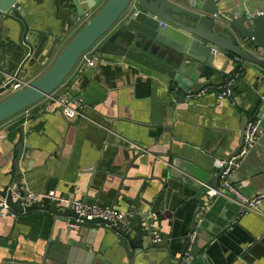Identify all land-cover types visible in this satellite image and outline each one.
<instances>
[{"label":"crops","instance_id":"1","mask_svg":"<svg viewBox=\"0 0 264 264\" xmlns=\"http://www.w3.org/2000/svg\"><path fill=\"white\" fill-rule=\"evenodd\" d=\"M107 1L101 0L85 19L67 25L46 63L21 80L30 83L41 76ZM240 1L264 11V0ZM18 7L27 11L30 20L42 24L32 27L43 31L51 28L53 38L59 36L62 0H19ZM4 21L2 42L9 47L20 46V21L10 16ZM249 51L264 62V51ZM26 54L21 52L12 60L11 75ZM90 55L96 57L94 66L85 69L76 64L57 90L81 100V118L67 120L55 112L24 119L19 113L0 124V189L12 179L13 172L27 192L53 191L57 196L113 209L129 222L128 229L121 232L134 244L150 236L142 219L154 214L161 239L157 244H166L174 260L169 261L163 252L154 257L144 252L129 263L116 236L100 229L91 239L88 252L98 254L104 264H173L193 233L201 250L193 261L264 264V203L258 212L241 214L231 196L212 198L205 194L213 189L217 163L237 152L241 128L260 112L264 67L244 60L236 66L239 77L234 103H229L217 101L216 87L232 72L233 56H216L210 67H189L180 87L163 74L102 54L98 46ZM5 62L0 48V68ZM172 92L188 102H177ZM10 95L5 92L0 99ZM19 147L21 159L12 170V155ZM180 160L190 162L206 182L174 168L173 161L179 164ZM170 170L184 181L173 178ZM230 183L246 198L264 194V131L234 169ZM220 185L221 178L215 188ZM86 236L85 229L70 230L67 224L54 222L40 212L0 217V264H38L46 246L50 258L57 251L61 254V264H84L71 259L70 251Z\"/></svg>","mask_w":264,"mask_h":264},{"label":"water","instance_id":"2","mask_svg":"<svg viewBox=\"0 0 264 264\" xmlns=\"http://www.w3.org/2000/svg\"><path fill=\"white\" fill-rule=\"evenodd\" d=\"M100 1L62 0L63 27L59 30V36L53 38L51 28L43 31L32 27L33 24L37 26L42 24L26 16L27 11L24 12L18 7L19 0H0V48L3 49L6 59L1 69L6 75L11 76L9 71L12 60L21 52L27 51L12 76L14 79H21L33 73L34 69L44 65L51 57L61 42L66 26L69 24L73 26L88 17ZM241 2L240 0H108L104 7L73 36L41 76L0 101V124L53 93L66 80L81 56L94 46H98L102 54L124 58L163 74L172 85L180 87H182V77L186 75L189 67H210L216 56L238 57L264 67V62L249 51L250 48L264 51V11H256ZM5 16L20 21L23 29L20 46L9 47L2 42L6 32ZM5 79V76L0 75V83ZM13 83L14 80H9L6 88ZM3 92L4 90L1 89L0 94ZM171 95L177 102H188L178 99L174 92ZM244 130L245 125L241 128L239 146L242 145ZM12 157L13 170L16 161L21 159L20 147L18 152L15 150ZM191 165L187 161L180 160L179 164L173 161L174 168L179 172L197 181L206 182L198 176ZM10 175L12 179L0 189V197L6 200L8 208L17 216L40 212L54 222L64 224L74 222L77 216L71 206L60 210L56 205L45 204L22 209L17 201H12L11 190L20 186L17 176L13 172ZM170 175L179 181H184L174 170H170ZM220 175L219 169L211 187L217 186ZM194 185L201 188L200 184ZM200 212L201 209L197 214ZM79 226L87 231V236L83 241L80 239L76 242L70 254L71 259L77 258L84 264H104V260L96 257L98 254L88 252L91 239L95 238L96 232L100 229L110 231L116 236L118 246L123 249L129 263L135 255L144 252L153 257L158 252H163L169 261L174 260L170 258L167 245L151 243L149 234L142 237L139 244H134L129 235L108 228L105 222L98 219L84 220ZM195 227L194 222L191 229L194 231ZM197 241L196 236L193 239L187 238L173 264H202L200 259L193 261L201 251ZM49 255L46 246L38 264H61L62 257L58 251L53 253L51 258Z\"/></svg>","mask_w":264,"mask_h":264},{"label":"built area","instance_id":"3","mask_svg":"<svg viewBox=\"0 0 264 264\" xmlns=\"http://www.w3.org/2000/svg\"><path fill=\"white\" fill-rule=\"evenodd\" d=\"M96 50V46L91 48L89 51L85 52L79 59L77 64L85 69L91 68L96 62V57L90 55L91 51ZM243 60L238 57L231 58L232 72L226 77L223 83L216 87V99L218 102H229L234 103V86L239 77L238 71L235 70ZM0 75L5 76L7 81L0 85V90H4L1 95L5 92L9 94H14L24 88L27 84L21 79H14V77L8 76L0 68ZM9 80H14L9 88H6V84ZM65 82V81H64ZM64 82L50 95L43 98L38 103L28 107L23 110L22 117L24 119L30 117L31 115H44L48 113H60L67 120H75L83 116V105L80 99L72 98L68 92H57L60 88L64 86ZM206 90H202L200 94L204 93ZM263 122H264V94L260 97V112L248 121L242 139V145L237 150V152L229 157L225 161H219L217 167L221 170V185L217 188H211L205 191L208 197H218L222 196L225 198L232 197V199L238 203L241 214H247L250 212H258L260 206L264 203V194H259L253 198L244 197L238 189H236L230 183V177L233 174L235 168L238 167L240 161L249 153L250 150L257 144L259 137L263 134ZM23 192V193H22ZM12 201L18 202V205L24 209L31 207L33 205H56L61 204L64 207L71 206L76 214V218L73 223L68 222L67 226L70 230L78 231L80 229V223L84 220L92 221L95 219L101 220L106 223L108 228L114 230L128 229L129 222L125 218L124 214L117 212L113 209L101 208L94 204H87L79 200L68 199L61 196H57L53 191L49 192H27L21 187H14L11 190ZM17 215L11 211L4 198L0 197V217H10L15 218ZM142 222L147 225V229L150 233L151 243L157 244L161 242L158 236L156 222L154 214H151L147 218L142 219ZM194 234L190 235L191 239L194 238Z\"/></svg>","mask_w":264,"mask_h":264},{"label":"rangeland","instance_id":"4","mask_svg":"<svg viewBox=\"0 0 264 264\" xmlns=\"http://www.w3.org/2000/svg\"><path fill=\"white\" fill-rule=\"evenodd\" d=\"M1 100V99H0Z\"/></svg>","mask_w":264,"mask_h":264}]
</instances>
